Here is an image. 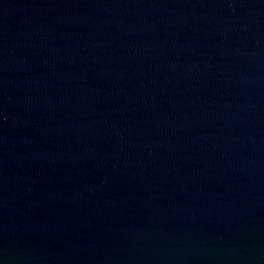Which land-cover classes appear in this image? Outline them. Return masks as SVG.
<instances>
[{"label": "water", "instance_id": "1", "mask_svg": "<svg viewBox=\"0 0 264 264\" xmlns=\"http://www.w3.org/2000/svg\"><path fill=\"white\" fill-rule=\"evenodd\" d=\"M0 264H264V0H0Z\"/></svg>", "mask_w": 264, "mask_h": 264}]
</instances>
